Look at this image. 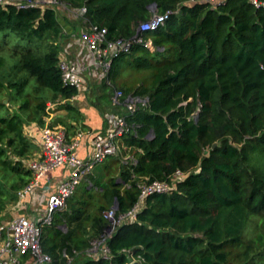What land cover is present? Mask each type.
Listing matches in <instances>:
<instances>
[{
    "label": "trees",
    "instance_id": "16d2710c",
    "mask_svg": "<svg viewBox=\"0 0 264 264\" xmlns=\"http://www.w3.org/2000/svg\"><path fill=\"white\" fill-rule=\"evenodd\" d=\"M52 1L0 8V222L33 180L27 162L40 147L28 127L53 126L56 106L83 120L73 104L81 90L60 68L66 34L57 8L64 7L78 16L73 32L106 29L108 42L131 45L91 82L87 98L100 114L126 118L120 140L133 159L125 153L98 165L44 227L48 264H264V0ZM167 13L160 29L139 33ZM125 70L143 77L137 86L119 84ZM130 98L140 100L133 113ZM178 172L185 179L143 200L133 223L105 217L117 203L118 221L140 202L142 185L172 183Z\"/></svg>",
    "mask_w": 264,
    "mask_h": 264
},
{
    "label": "built area",
    "instance_id": "2783aa9c",
    "mask_svg": "<svg viewBox=\"0 0 264 264\" xmlns=\"http://www.w3.org/2000/svg\"><path fill=\"white\" fill-rule=\"evenodd\" d=\"M255 3L257 4V2ZM53 4L56 2L52 0H0V8L14 6L18 10L44 9ZM169 17L170 13L154 15L152 19L140 26L139 33L154 32L160 29ZM106 34V29L93 28L90 32H82L80 37L82 45L93 55L96 69L101 71L100 78L106 76L110 71L113 58L120 53L128 52L131 47L129 43L126 44L121 40L108 42ZM136 42L142 43L143 40L137 36ZM60 68L63 80L67 85L84 90L87 81L79 65L63 57ZM121 95L123 93L117 92L115 100ZM138 101L131 98L127 100L130 112L136 111L135 106ZM112 125L104 133L98 132L87 135L78 133L75 139H70L63 126H46L41 130V155L27 162L28 169L33 173V180L18 193V205L28 200H35L38 191L43 187L45 177L50 172L64 169L65 176L56 189L41 200L43 203L33 209V217L22 214L10 221L3 220L0 222V264H20L23 257H31L33 264L51 263L52 259L42 250L44 227L52 225L56 214L65 210L68 200L74 195L78 187L88 180L98 165L103 164L109 157L118 154V140L129 131V126L126 118L120 115L113 118ZM86 137L90 138V151L86 157H81L77 150ZM184 179L185 175L178 172L172 183L144 184L141 187L140 202L131 212L122 216L118 221L114 220V209L107 212L105 217L114 225L125 222L133 223L142 208L143 200L154 194L170 193L175 189V183ZM111 233L112 230H108L107 236H110ZM103 254L108 257V250H104Z\"/></svg>",
    "mask_w": 264,
    "mask_h": 264
},
{
    "label": "rangeland",
    "instance_id": "374dc122",
    "mask_svg": "<svg viewBox=\"0 0 264 264\" xmlns=\"http://www.w3.org/2000/svg\"><path fill=\"white\" fill-rule=\"evenodd\" d=\"M57 11H58V16H59V19H60V21H61V23L67 28V27H69L70 26V22H73V21H75V19H77V17L78 16H76V14L74 13V12H71V11H69V10H67V9H65L64 7H59V8H57ZM65 28V29H66ZM68 29V28H67ZM82 32H83V30L82 29H79L78 31H76V33H75V36H76V38L77 37H81V35H82ZM71 36H72V38H75V36H73V35H66V37H65V39H64V42H63V44H62V48H63V51H68L67 52V54H68V57H67V59H69V60H71L72 59V61H75V58H76V55H77V50H75V48H76V46L75 45H72L71 47H70V39H71ZM69 38V39H68ZM69 43V44H68ZM83 54H87V52H86V50L85 51H83ZM81 56H82V54H81ZM80 60V59H79ZM75 63V62H74ZM98 75H100L101 74V71H100V69H98L97 70V72H96ZM133 74H131V71L130 70H125V71H123V75L121 76V78L119 79V84H123V85H127L128 87H135V86H137V84L139 83V80H141L143 77L140 75H138V76H132ZM85 78H86V80H87V82H88V85L86 86V91L85 90H81L82 92L80 93V95H79V99L78 100H76V101H74L73 102V104L77 107V108H80V107H82V105H84V106H86L87 108H88V105L90 106V108L91 107H93L94 108V106L93 105H91L90 103H88V98L90 97V96H93L94 94H93V91H92V88H90L91 87V82L92 81H94V80H96L95 78H93V76H91L89 73H87L86 74V72H85V76H84ZM100 78V77H99ZM98 80V79H97ZM96 80V81H97ZM85 89V88H84ZM88 97V98H87ZM122 97H123V95H121L120 97H118L117 99H116V102L117 103H120L121 102V99H122ZM131 99H134V98H131ZM136 101H138V99L136 100ZM140 102V100L136 103V109L138 108L137 107V105H138V103ZM130 104V103H129ZM130 105H132V104H130ZM127 106H128V104H127ZM53 109H52V111H51V115H50V117H49V122L50 123H52V125L53 126H59V124H62V126H64V128L68 131V127L69 126H71L72 125V123L71 122H74V123H76L78 126H76L75 128H72L71 129V131H69L68 132V134H69V137H70V139H72V138H74L76 135H75V132H77V130H78V133H84V134H89V133H92V132H90V131H85V129L81 126V123L82 122H76V121H70L69 119H68V117H67V112L64 110V109H62L60 106H56V107H52ZM117 115H121V114H119V113H116ZM112 115V114H111ZM111 115L110 114H106V115H102L101 114V116H102V118L106 121V128L105 129H103V131H100V132H102V133H104V131L106 130L107 131V129H108V127L111 125V124H109V120H110V117H111ZM114 115V114H113ZM122 116V115H121ZM58 119V120H57ZM74 125V124H73ZM28 129L30 130V127H28ZM28 129H27V131H28ZM102 130V129H101ZM105 131V132H106ZM30 132H31V130H30ZM39 133H40V131H35V136H37V137H39L38 135H39ZM77 133V134H78ZM29 137V136H28ZM118 149H119V151H118V156H123V155H125V153H126V155H125V160L127 161V160H131V159H133V153H132V149H128L127 147H125L124 146V143L119 139L118 140ZM116 155V156H117ZM102 165V164H101ZM98 169V168H97ZM96 169V170H97ZM82 185H85V183H83ZM82 185L81 186H79L78 187V189H77V195H78V193L80 194L81 192H83V187H82ZM45 189H48V188H45ZM95 196H97L96 195V193L94 194ZM18 215H22V213L21 212H18L16 209H15V207H14V205L13 206H10V207H8L4 212H3V214H2V218H1V220H4V221H10V220H12L14 217H16V216H18ZM254 232V226L251 224V226L247 229V231H246V239L247 240H249L252 236H253V233ZM99 245L98 244H96L95 246H94V249H93V252L94 253H96L98 250V247ZM96 250V251H95ZM29 264H33V261H29Z\"/></svg>",
    "mask_w": 264,
    "mask_h": 264
},
{
    "label": "crops",
    "instance_id": "0c3cea01",
    "mask_svg": "<svg viewBox=\"0 0 264 264\" xmlns=\"http://www.w3.org/2000/svg\"><path fill=\"white\" fill-rule=\"evenodd\" d=\"M67 28L65 29V34L66 35L75 36V32H73V29L70 26L67 27ZM70 40H71L69 42L70 43V47L72 45H75L76 46L75 50H77V55H76L75 61H72V59H71V61L75 62L77 65H79V67L83 70V73H84L83 76H85V72H86V74L89 73L96 80L97 79L101 80V78H99V75L96 73L98 69H96V66H95V63H94V59H93V55L89 51H87V49H85V47L82 45L80 37L76 38V36H75V38H72V36H71ZM85 50L87 52L86 55L83 54V51H85ZM67 52H68L67 50L63 51V55L66 58L68 57ZM81 54H82V56H81ZM87 85H88V82H86V86ZM84 90L85 91L87 90L86 87H85ZM115 97H116V95L114 96V102L117 103L116 100H115ZM78 99H79V96L76 99H74V101H76ZM127 108H128V106H127ZM77 110H79V112L82 115L83 120L80 121V122H82L81 126L85 129V131L88 130V131H90L92 133H98L100 131H103V129L106 128V126H107L106 124L107 123L102 118L101 114L97 111L96 108H93V107L90 108L89 105H88V108H87L86 106L82 105V107L77 108ZM115 116H119V115H117V114L116 115L115 114L111 115L110 120H109V124H111V125L108 127L107 130H109L113 126L112 125L113 124V118ZM48 122H49V120H48ZM71 123L74 124L75 127L78 126L74 122H71ZM59 126H62V124H59ZM30 130L28 129V131H27L29 138L32 139L40 147L39 154H37V157H39L41 155V138H40V134L38 135L39 137H37L34 134L35 132L32 131V130L30 132ZM77 133H78V130H77V132H75V135H77ZM92 133H89V134H92ZM75 137H74V139H75ZM89 151H90V138L86 137L85 139L82 140L81 145L78 148L77 152L79 153V155L81 157H86L89 154ZM64 176H65L64 169H59V170H55V171L50 172L45 177V179L43 181V185H42L43 187H42V189H40V191H38L37 195L35 196V200H28V201L23 202V203H21L19 205L17 203V205L14 206L15 209H17V207H19L17 211L21 212L23 215L25 214V215H28L30 217H33V215H32L33 214V209L39 207V204L43 203V201L41 202V200L45 199L46 196H48L53 190L56 189L57 185L63 179ZM45 188H48V189H45Z\"/></svg>",
    "mask_w": 264,
    "mask_h": 264
},
{
    "label": "water",
    "instance_id": "95a60500",
    "mask_svg": "<svg viewBox=\"0 0 264 264\" xmlns=\"http://www.w3.org/2000/svg\"><path fill=\"white\" fill-rule=\"evenodd\" d=\"M157 9H158V7H157V5L156 4H154V5H152L151 6V10L153 11V12H157ZM5 103H8L7 101L5 102ZM151 136L153 137L154 136V134H153V132H151ZM217 147V145H215L214 146V148H216ZM113 209L114 210H117L118 209V204L116 203V205L113 207ZM132 264H140L139 262H133Z\"/></svg>",
    "mask_w": 264,
    "mask_h": 264
}]
</instances>
